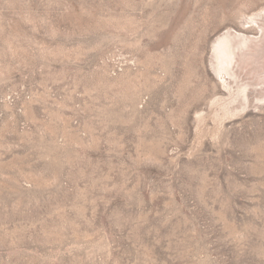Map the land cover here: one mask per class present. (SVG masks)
<instances>
[{
    "label": "rangeland",
    "instance_id": "1",
    "mask_svg": "<svg viewBox=\"0 0 264 264\" xmlns=\"http://www.w3.org/2000/svg\"><path fill=\"white\" fill-rule=\"evenodd\" d=\"M0 264H264V0H0Z\"/></svg>",
    "mask_w": 264,
    "mask_h": 264
}]
</instances>
